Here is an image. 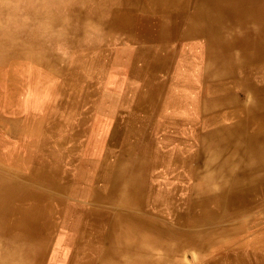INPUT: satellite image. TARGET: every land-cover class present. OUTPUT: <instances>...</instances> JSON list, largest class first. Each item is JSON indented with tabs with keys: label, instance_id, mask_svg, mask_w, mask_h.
Segmentation results:
<instances>
[{
	"label": "bare ground",
	"instance_id": "bare-ground-1",
	"mask_svg": "<svg viewBox=\"0 0 264 264\" xmlns=\"http://www.w3.org/2000/svg\"><path fill=\"white\" fill-rule=\"evenodd\" d=\"M0 140V264H264V0H0Z\"/></svg>",
	"mask_w": 264,
	"mask_h": 264
},
{
	"label": "rangeland",
	"instance_id": "rangeland-1",
	"mask_svg": "<svg viewBox=\"0 0 264 264\" xmlns=\"http://www.w3.org/2000/svg\"><path fill=\"white\" fill-rule=\"evenodd\" d=\"M119 47H120V50H119ZM117 48L118 49H116V51H115V56L112 57V62L114 63V65H117L119 63V59L121 58L120 59L121 63H119V65H117V66H121V68H123L122 65H124V67H125V65L127 64V61L130 59L129 58V56H130L129 51L131 48L127 47L125 44H121ZM117 50H119V52L121 53V56L123 58L120 55H118L119 53H117ZM127 55H128V59L126 60L125 57ZM115 58H118V59L116 60ZM113 59H115V62L118 61V62H116L117 64L114 62ZM123 61H125V62L123 63ZM110 71L112 73H109ZM110 71H107L105 73L103 81H101V90L99 93L98 100L92 96L90 105L88 106V108H86V109L84 108L85 112H87L88 114L86 115L85 123L81 129L82 135H81L79 141L85 142V140L86 141L88 140V141H90L89 143L92 144V145L88 144V147H87V150L90 152V155H91L90 159L92 160L91 164H89V169H91V168L93 169V167L97 163L95 161V157L98 155H101L102 151H104L105 144H106L105 142L109 141V135H110L111 130L113 129V126L115 124V116L113 115V113H115V110L117 109V107L121 106V104H122V92H123L122 89H123L124 81H125V80L122 81V78L125 79V76H123L125 74L121 73L120 71L117 72L113 69H110ZM108 80H110V81H108ZM108 82H110V83H108ZM25 84H27L26 81H25ZM106 86H108V87H106ZM116 86H117V88L119 87V89H117ZM119 90H121V91H119ZM22 93L23 94H21L20 102H22L21 104L24 108L41 107L40 106L42 104L41 102L44 101V96H46L45 93L43 91H41V89L37 90L35 94H28V89H25L24 91H22ZM29 95H31V96H29ZM92 100H93V102H92ZM88 109H89V111H88ZM81 110L82 109H78V111H76V109H73L72 113L74 114L76 112H80ZM100 114H101V116H100ZM97 115L99 116V118ZM95 116H97V117H95ZM105 116L107 118H105ZM98 119H99V121H98ZM104 122H106V123H104ZM92 125H93V127H92ZM90 132L93 134V137H92V134L89 135ZM93 132L96 134V136ZM99 133H100V136L98 135ZM101 134H102V136H101ZM10 138H12V139H10ZM93 138H95L96 140H94ZM4 139H5V141L6 140L17 141L14 143H20L21 141H43L42 138L27 137L26 135L22 136L21 138H13V137H6L5 138L4 137ZM50 140H51V135L50 136L47 135L44 139V141H50ZM0 141H2V140H0ZM96 141H98V142H96ZM94 142H95V144H94ZM101 149H103V150L101 151ZM23 155H25V154H23ZM53 253L54 252L51 251L49 254L50 262H53V258H54ZM54 264H55V262H54Z\"/></svg>",
	"mask_w": 264,
	"mask_h": 264
}]
</instances>
